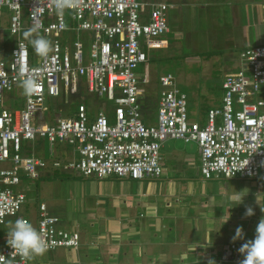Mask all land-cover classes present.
I'll return each mask as SVG.
<instances>
[{
	"label": "built area",
	"instance_id": "2783aa9c",
	"mask_svg": "<svg viewBox=\"0 0 264 264\" xmlns=\"http://www.w3.org/2000/svg\"><path fill=\"white\" fill-rule=\"evenodd\" d=\"M170 8L140 0H0V16L10 12L12 36H21L26 15L33 29L52 39L47 56L37 63L25 40L19 39L9 59L0 55V101L20 86L21 70L37 85L26 95L24 109L0 108V166L10 164L0 168V226L8 219L23 218L27 196L15 190L22 178L37 181L49 166L47 160L26 154L24 142H48L51 157L57 144L75 148L78 161L54 160L53 166L85 178L160 179L161 149L169 140L198 146L206 181L264 176V46L242 53V70L225 79L222 109H210L205 125L188 121V96L172 74L160 78L157 124L143 122L142 86L149 79L138 77L136 71L148 62L144 45L163 47L160 39L169 32ZM74 33L77 40L70 44ZM83 33L91 34L86 64ZM62 37H67L68 45ZM81 79H86L89 94L114 103V122L106 111L91 115L86 103H79L73 117L58 118L52 125L44 122L46 97L57 99L62 90L79 95ZM38 231L48 245L45 253L79 248L78 235L61 229L44 204ZM12 251L8 245L2 248L0 264H30ZM222 260L240 264L237 245H227Z\"/></svg>",
	"mask_w": 264,
	"mask_h": 264
},
{
	"label": "crops",
	"instance_id": "0c3cea01",
	"mask_svg": "<svg viewBox=\"0 0 264 264\" xmlns=\"http://www.w3.org/2000/svg\"><path fill=\"white\" fill-rule=\"evenodd\" d=\"M144 3L170 5L167 35L174 33V40L180 44L188 38V47L197 48L199 36L206 33L213 45L232 49L240 57L248 49L264 46V0H144ZM4 30L0 55L9 59L11 54L6 50L10 48L12 35L9 27ZM33 33L42 34L36 30ZM35 37L36 34H31L26 40L19 39L25 40L32 52L30 40ZM19 39L12 43L13 47ZM160 42L162 48L144 45L147 56L151 51L169 49L168 40ZM2 43L6 44L4 48ZM32 56L36 62L33 52ZM142 107L145 112L143 103ZM61 117L54 113L49 121L43 115L48 125ZM149 120L146 122L152 123ZM45 143L48 142L29 143L26 154L47 160L46 154L39 151ZM57 145L74 151L71 153L64 147L57 152L54 147V157L49 150V166L41 172L39 180L23 177L32 185H24L25 179L22 180L19 191L26 194L29 203L26 216L22 217L38 230L40 206L44 204L49 214L59 220L61 229L78 235L80 245L74 250L44 253L34 258L36 264H212L213 261L235 264L222 260L225 247L234 244L240 248L254 239L256 227L264 218L261 211L264 177L206 181L201 174L196 144V151L191 153L161 154L162 178L144 181L85 178L75 171L54 168V160L65 164L79 160L75 148ZM248 208L254 212L251 217L246 216ZM15 220L8 219L0 228L7 231L8 223ZM237 227L243 228L244 239L233 242ZM6 245L7 233L0 239V251Z\"/></svg>",
	"mask_w": 264,
	"mask_h": 264
},
{
	"label": "rangeland",
	"instance_id": "374dc122",
	"mask_svg": "<svg viewBox=\"0 0 264 264\" xmlns=\"http://www.w3.org/2000/svg\"><path fill=\"white\" fill-rule=\"evenodd\" d=\"M140 2H144V0H140ZM66 17L68 18V25H70L71 22L68 14H66ZM10 18L11 16L8 10L4 11V13L0 16V26L2 27L0 31V40L2 36H4L2 33L5 31L4 29L10 27ZM23 21L25 29H33L30 26V22L28 21L26 15H24ZM33 32L31 34L43 36L40 33ZM25 33L26 32H23L22 35L18 37L11 36L9 37V41L14 43V41H17L19 38L26 40L28 36H25ZM173 34L174 33L165 35L161 38L169 41V49L151 51L149 53L146 66L141 65L136 71L138 77L143 78L146 76L149 79V84L142 86L145 94L141 97V101L146 107L144 109L145 112L143 111V122L145 124H149L146 122V120L149 119L152 121V123H150L151 125L157 124V102L158 100L160 101L162 92L160 84V78L162 76L172 74L176 78L180 90L188 96V121L190 123H201L205 120L207 108L222 109L225 93L223 85L226 77L230 74H236L242 70L243 62L240 55L238 53L234 54L232 49H220L219 47L213 45L208 33L199 36V44L197 48L188 47L190 41L188 38H185V40H183L180 44L174 40ZM72 36L73 37L69 39L70 44H73L72 42L77 40L75 33ZM90 37V33H83L81 36L82 41L84 42V55L86 57L85 64L87 63L90 54ZM7 39L8 38H6V42L8 41ZM46 39L49 40L50 43L52 42L51 38ZM62 42L64 45H68L67 37H62ZM12 43L9 45V50H6L9 55L14 49V44L12 45ZM2 45L4 48L6 44L2 43ZM2 50L4 51V49ZM32 52L36 62H39L42 57L37 55L34 50ZM145 67H147V70ZM79 88V95H73L72 93L70 95L69 93L66 95L62 90L61 96L57 99L47 96L43 109L45 118L48 117L50 121L53 118L54 113H58L63 117H71L76 114L79 103L84 102L90 108L91 115L97 116L100 112L106 111V115L110 122H114V115L112 112L114 108L113 102L108 101L107 97L99 98L96 95L89 94L87 91L86 79H81ZM77 97L80 99L77 100ZM25 99L26 95L24 94L22 87L19 86L13 93H6L4 95V98L0 101V108L3 107L9 110H22L25 105ZM61 111H63V113ZM28 145L29 143H23L24 150L29 149ZM64 147L56 145L55 149L57 152H61ZM65 148H67V150L71 153L74 151L72 148ZM196 148L195 144L188 145L182 140H169L165 144L164 150L161 151V154L165 156L166 152L173 151L179 154L191 153L196 151ZM49 150H51V146L48 143L43 144L41 149H39L41 153L46 154L47 160L50 157ZM9 167L10 164L0 166V168ZM24 179L22 178V180H24V185H32L30 180H26V178ZM20 189V187L15 188L16 191ZM28 205L29 203L25 205L23 209L24 211H22L20 217L26 216ZM7 231H5V227L0 228V239L5 235V233H7ZM30 264H36V260L31 259Z\"/></svg>",
	"mask_w": 264,
	"mask_h": 264
},
{
	"label": "clouds",
	"instance_id": "9594fccd",
	"mask_svg": "<svg viewBox=\"0 0 264 264\" xmlns=\"http://www.w3.org/2000/svg\"><path fill=\"white\" fill-rule=\"evenodd\" d=\"M35 29H30L25 36H30ZM34 52L41 56H47L51 48L49 40L43 36H37L30 40ZM20 51H23L21 46ZM20 87H22L25 95H30L36 88V83L31 78H24L23 70L19 73ZM242 202V201H241ZM240 202V203H241ZM257 202L260 204L259 198ZM264 212V207H261ZM254 212L251 208L246 210V216L251 217ZM233 242L244 239V231L242 227H237L232 237ZM7 245L11 248L12 255H19L24 259H34L43 255L47 251V242L42 234L26 219L17 218L13 222L8 223ZM239 253L243 257L240 264H264V218L260 220L256 227V235L254 239L243 243L239 248ZM212 264H215L213 261Z\"/></svg>",
	"mask_w": 264,
	"mask_h": 264
},
{
	"label": "trees",
	"instance_id": "16d2710c",
	"mask_svg": "<svg viewBox=\"0 0 264 264\" xmlns=\"http://www.w3.org/2000/svg\"><path fill=\"white\" fill-rule=\"evenodd\" d=\"M82 103H84V102H82ZM209 110L210 109L207 108V111H206V114H205V121L202 123V125H205L206 124V119H207V115H208Z\"/></svg>",
	"mask_w": 264,
	"mask_h": 264
}]
</instances>
